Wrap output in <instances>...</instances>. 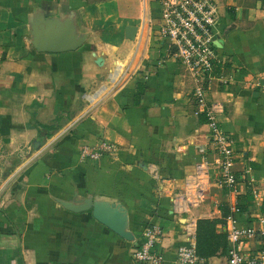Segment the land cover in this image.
Instances as JSON below:
<instances>
[{
	"label": "crops",
	"instance_id": "1",
	"mask_svg": "<svg viewBox=\"0 0 264 264\" xmlns=\"http://www.w3.org/2000/svg\"><path fill=\"white\" fill-rule=\"evenodd\" d=\"M158 1L138 0L135 16H120L117 0H0V264H145L131 252L147 223L162 229L154 245L160 264H174L176 246L186 242L185 214L171 211L170 194L215 153L201 109L194 112L193 80L155 32ZM215 2L219 69L206 96L220 102L216 118L232 138L235 170L257 184L264 176V0ZM143 13L152 31L125 38L123 26H138ZM51 36L76 45L36 48ZM100 140L115 150L81 158V145ZM246 188L236 200L248 214L261 211L264 198L257 202ZM85 196L118 202L133 239L55 199ZM232 198L212 181L195 208L197 218L213 219L211 243L222 240L219 223ZM214 251L206 259L223 264L225 249Z\"/></svg>",
	"mask_w": 264,
	"mask_h": 264
},
{
	"label": "built area",
	"instance_id": "2",
	"mask_svg": "<svg viewBox=\"0 0 264 264\" xmlns=\"http://www.w3.org/2000/svg\"><path fill=\"white\" fill-rule=\"evenodd\" d=\"M158 3L156 21L153 23L143 13L137 31L148 34L153 29V23L156 34L166 40L169 54L192 78V96L197 104L194 112L201 109L204 114L207 140L215 153L213 159L203 158L199 161L196 168L185 174L180 185L170 194L171 211L185 214L183 231L186 242L176 246L174 264H211L196 253L194 234L197 219L195 208L208 194L212 181L233 195L219 223L226 240L223 264H264V212L258 210L248 214L239 207L235 198V194L247 185L252 199L257 202L263 200L264 176L257 184H251V178L246 177L243 170H235L238 156L232 138L222 130L216 118L220 102L206 98L205 85L212 78L211 63L216 60L212 34L219 17L217 3L215 0H159ZM217 79L223 84L227 82V78L222 75H218ZM254 83L261 84L258 79ZM114 150L115 146L111 142L100 140L90 146L81 145L80 156L94 160ZM161 235L159 224L144 225L141 238L132 249V258L145 264H160L161 258L154 245Z\"/></svg>",
	"mask_w": 264,
	"mask_h": 264
},
{
	"label": "water",
	"instance_id": "3",
	"mask_svg": "<svg viewBox=\"0 0 264 264\" xmlns=\"http://www.w3.org/2000/svg\"><path fill=\"white\" fill-rule=\"evenodd\" d=\"M137 31L135 24H125L123 26V36L127 39L133 40ZM76 45L75 42H64L59 37H50L44 40L41 44H36L38 50H62L67 48H73ZM38 143L37 140H33V144ZM56 201L64 208L72 211L90 210L91 216L112 230L114 233L126 240H132L133 234L129 228H127V215L126 210L118 203L114 201L106 200L105 198L94 199L89 196L73 198L70 200H64L61 198H55Z\"/></svg>",
	"mask_w": 264,
	"mask_h": 264
},
{
	"label": "trees",
	"instance_id": "4",
	"mask_svg": "<svg viewBox=\"0 0 264 264\" xmlns=\"http://www.w3.org/2000/svg\"><path fill=\"white\" fill-rule=\"evenodd\" d=\"M86 2H95L99 0H85ZM117 13L120 16H135L138 13V0H117ZM219 69L218 62L213 61L211 63L210 73L212 71V74H217ZM207 98V96H206ZM208 100V99H207ZM204 119V114H200ZM249 193V189L246 188V194ZM237 204L241 209L244 208V204L242 201H237ZM227 208V207H226ZM260 209L262 212H264V201L260 203ZM226 210L222 212V216L225 214ZM148 224V223H147ZM144 226V224H142ZM213 219L209 218H197L195 222V251L199 256H202L204 258L207 257V255H210L214 253V248L217 246L221 247V250L226 251V240L224 233H221V242L217 241L214 243H211V235L213 234Z\"/></svg>",
	"mask_w": 264,
	"mask_h": 264
}]
</instances>
